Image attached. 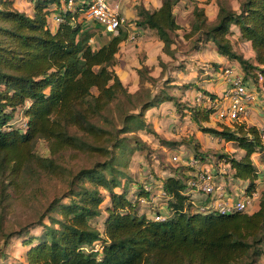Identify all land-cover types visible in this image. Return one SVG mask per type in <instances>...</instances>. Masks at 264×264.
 <instances>
[{
    "label": "trees",
    "instance_id": "obj_1",
    "mask_svg": "<svg viewBox=\"0 0 264 264\" xmlns=\"http://www.w3.org/2000/svg\"><path fill=\"white\" fill-rule=\"evenodd\" d=\"M68 1L31 0L30 15L16 8L17 0H0V261H8L17 240L26 248L17 264H262L264 190L253 162L264 153L261 130L247 124L204 127L216 110L186 108L203 132L244 152L240 159L216 156L230 164L234 180L249 183L247 192L259 191L254 213L202 212L187 194L192 169L182 165L156 181L166 194V219L142 213V200L152 192L126 172L127 135L146 129L150 110L170 102L181 112V104L163 92L145 100L130 93L115 69L129 31L104 34L86 20L91 0H75L72 10ZM181 1L161 0L158 10L139 7L135 20L136 28L156 33L171 57L181 30L175 14ZM225 1L217 0L214 21L195 7L188 36L195 38L193 49L211 44L238 62L246 78L258 84L261 77L264 88V0H240L238 10ZM55 13L62 23L52 30ZM232 38L250 43L255 59L240 54ZM144 71L146 66L141 77ZM40 141L47 143L48 157L37 153ZM197 147L195 158L209 160ZM80 159L90 166L75 169ZM133 186L138 190L130 198ZM16 200L32 204L34 219L8 230ZM151 210L163 215L158 207ZM100 218L102 229L95 225Z\"/></svg>",
    "mask_w": 264,
    "mask_h": 264
},
{
    "label": "rangeland",
    "instance_id": "obj_2",
    "mask_svg": "<svg viewBox=\"0 0 264 264\" xmlns=\"http://www.w3.org/2000/svg\"><path fill=\"white\" fill-rule=\"evenodd\" d=\"M127 1L135 16L139 7L156 10L161 2V0ZM225 2L237 10L240 0H226ZM108 3L114 5L113 0H108ZM195 7L204 8L210 21L216 19L219 10L217 0H182L177 4L175 13L181 30L174 35L176 42L174 57L163 53V44L159 41L155 32H138L135 30V20L129 22V24L127 22L122 27L130 31L131 38L122 47L115 69L129 92L137 93L138 97L143 100L149 96L153 98L156 94L163 92L175 96L174 98L181 104V112H179V108L175 103L170 102L150 110L145 116V122L148 124L146 129L137 134L127 135V138L130 139L126 141L128 149H126V156L122 157V160L128 162L126 172L133 180L152 192L151 198H146L147 201H151L154 196L157 197V190H159L157 182L162 179L163 173L172 172V170L181 166V163L174 161V156L181 157V159L194 157L196 154L195 147L197 146L199 154H205L209 157V160L203 163L212 165L218 161L216 154L219 153L229 154L237 159L244 155V152L235 144H227V142L203 132L200 129V124L190 116L189 109H186L202 106L216 110L210 102V99L214 101L211 95L215 96V99H218L221 105H224L223 93L227 88L225 84L223 91L222 66L217 64V62L225 64L224 59L212 45H208L201 51H194L193 42L195 38L190 39L188 37L195 22ZM16 8L29 14L33 11L31 0H17ZM87 22L92 25L96 24L92 21ZM232 41L237 51L249 58L251 54L250 47L238 42L236 38H232ZM144 66L148 68V71H144V76L141 77L138 72ZM220 109V106L217 107V110ZM258 112L264 114V107H259ZM22 121L23 118L18 115L15 123L20 124ZM226 123L217 121L216 112L211 116L210 123H203L202 125L208 128L209 126H215L218 129L222 125L232 129L236 126L235 124L229 125ZM141 146H145L144 149L136 150ZM37 153L45 157L49 156V147L46 142H39ZM78 161L80 164L76 165L75 169L77 170L83 166H90L88 160L80 159ZM253 162L256 163V160ZM260 179L264 180L263 173H261ZM51 190L52 188L48 187L47 193ZM137 190V186L131 187L130 198H135ZM117 192L120 191L117 190ZM42 199L44 198L42 197ZM156 202L160 206L161 202L159 200ZM27 203L19 200L14 201V211L9 217L8 230H18L20 225L34 219V210H29L32 204L27 205ZM108 203L109 199H106L105 204ZM195 203L197 206L201 205L200 200H195ZM147 205L142 203L141 212L154 217L155 212ZM162 213L164 217L169 215V211L166 210ZM102 223L103 219L100 218L95 222V225L102 229ZM25 251L26 248L22 246L20 241H13L9 249L8 261L1 260L0 264H10L12 262L17 264L16 262L23 261L22 256ZM261 263L264 264V259Z\"/></svg>",
    "mask_w": 264,
    "mask_h": 264
},
{
    "label": "built area",
    "instance_id": "obj_3",
    "mask_svg": "<svg viewBox=\"0 0 264 264\" xmlns=\"http://www.w3.org/2000/svg\"><path fill=\"white\" fill-rule=\"evenodd\" d=\"M90 4L86 20L101 26L104 33L116 34L126 24V19L121 15V12L108 3V0H91ZM66 7L72 10L75 7V0H69ZM54 22L58 25L62 23L61 17L55 16ZM262 80L260 77L259 81L262 82ZM223 81L227 86L223 93L225 104L221 105L219 100L212 101L210 99L217 112V121L235 125L245 124L250 119L252 108L258 101V91L250 88L246 83L245 76L231 67L223 70ZM219 106L221 109L217 110ZM261 134L264 142V129L261 130ZM173 159L181 163L182 166L192 169L187 182V194L194 199L198 198L203 201L200 205L202 212L214 210L222 215L239 212L251 214L253 212L255 204L260 199V194L257 191L243 192L240 198L232 200L229 194V183L232 182L233 177L231 166L226 161H217L212 165L203 163L194 157L181 159V157L174 156ZM159 190L160 195L166 198L162 187ZM157 199L158 197L154 196L151 201L144 199L142 203L155 209L159 207ZM207 199L211 200L208 205L204 203ZM154 219L164 221L166 217L156 214ZM98 249H100L99 246L96 247V250Z\"/></svg>",
    "mask_w": 264,
    "mask_h": 264
},
{
    "label": "crops",
    "instance_id": "obj_4",
    "mask_svg": "<svg viewBox=\"0 0 264 264\" xmlns=\"http://www.w3.org/2000/svg\"><path fill=\"white\" fill-rule=\"evenodd\" d=\"M113 3H114V7L115 8H117L120 12H121V15L126 19V23L128 22V24H129V22H131V21H133V20H137V15L135 16V14H134V12H133V10H131V8H129V2L127 1V0H113ZM161 2H160V4L157 6V9L156 10H158L160 7H161ZM31 6H32V10H33V3L31 2ZM239 8V7H238ZM236 10V9H235ZM238 10V9H237ZM27 13V12H26ZM32 13H33V11H32ZM31 13V14H32ZM27 14H29V13H27ZM30 14V15H31ZM176 14V13H175ZM55 16H58V14H53L51 17H50V19H49V22H50V27H51V29L52 30H56L57 28H58V24L56 23V22H54V17ZM129 28V27H128ZM236 32H238L237 31V29L236 28H233ZM128 30V29H127ZM135 30H137L138 32H142V31H151V30H143V29H138V28H136V26H135ZM92 32H94L95 30H91ZM97 31V30H96ZM129 31V30H128ZM103 32V31H102ZM101 32V33H102ZM154 32V31H153ZM104 33V32H103ZM105 34V33H104ZM129 36H130V38H131V33H130V31H129ZM129 38V39H130ZM236 40L238 41V42H240L237 38H236ZM126 43V42H125ZM125 43H123L122 44V47L124 46V44ZM240 43H243V42H240ZM243 44H246V45H248L249 47H250V49H251V54H250V56H249V58H247V57H245L246 59H248V60H251V61H253L254 59H255V53L253 52V50H252V47H251V44L250 43H243ZM209 45H211V44H209ZM204 49V48H203ZM235 49H236V47H235ZM122 50V49H121ZM237 50V49H236ZM121 52V51H120ZM217 52V51H216ZM120 54V53H119ZM222 57V56H221ZM117 58H118V56H117ZM222 59H224V61H225V64H222V63H219V62H217V64L218 65H220V66H222V71L224 70V69H226V68H233V69H235L239 74H241V75H244L245 76V74H244V72H243V70H242V68H241V66H240V64L238 63V62H235V61H229V60H227V59H225L224 57H222ZM219 60H220V58H219ZM245 78H246V76H245ZM224 82V81H223ZM246 83H247V85L250 87V88H252V89H255V91H258V101H257V103H256V105H254V107L252 108V113H251V117H250V119L249 120H247L246 122H245V124H247L248 126H255V127H257L258 129H260V130H262V129H264L263 127H264V114H260L259 112H258V108L259 107H264V88H263V85H262V82H260L259 81V83L258 84H256L252 79H248V78H246ZM222 84V83H221ZM223 91H224V89H225V83H223ZM215 100H218V99H215ZM254 109H255V111H254ZM226 124H228V123H226ZM210 125V124H209ZM230 125V124H229ZM216 128L215 126H209V128ZM218 129V128H217ZM227 144H234V143H227ZM242 151V150H241ZM243 152V151H242ZM194 158H195V156H194ZM241 158V157H240ZM239 158V159H240ZM256 158V159H255ZM256 160V163H254V165L258 168V170H259V172L260 173H263V169H264V153H257V154H255L254 156H253V161H255ZM260 160V161H259ZM205 162H207V161H205ZM169 175H171V172L169 171V172H164L163 173V177H162V179L163 178H165L166 176H169ZM263 175H264V173H263ZM233 179V178H232ZM263 179H259V181H257V183H258V185H259V190H264V180L262 181ZM248 185H249V183H246V182H243V181H239V180H232V182H230L229 183V194H230V197H231V199L232 200H236V199H238V198H240L241 196H242V193L243 192H247V187H248ZM159 188L160 187H162V186H158ZM258 193H259V191H257ZM260 194V193H259ZM160 196V197H159ZM157 197H159L157 200H159L160 202H161V204H160V206L158 207L159 208V210L162 212V211H164V210H166V211H168L167 210V207L165 206V203H164V198L160 195V190H157ZM156 197V198H157ZM194 200H200V199H194ZM260 200V199H259ZM201 201V203L203 202L202 200H200ZM210 199H207L206 201H204V203L205 204H210ZM258 207H259V201L255 204V206H254V209H253V212L252 213H254L256 210H258ZM251 213V214H252ZM163 214V213H162Z\"/></svg>",
    "mask_w": 264,
    "mask_h": 264
}]
</instances>
